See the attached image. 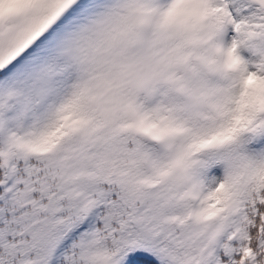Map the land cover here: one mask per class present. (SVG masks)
<instances>
[{"label":"snow or ice","instance_id":"1","mask_svg":"<svg viewBox=\"0 0 264 264\" xmlns=\"http://www.w3.org/2000/svg\"><path fill=\"white\" fill-rule=\"evenodd\" d=\"M0 264H264V0H0Z\"/></svg>","mask_w":264,"mask_h":264}]
</instances>
